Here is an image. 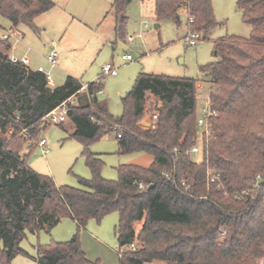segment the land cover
Listing matches in <instances>:
<instances>
[{"label":"trees","instance_id":"trees-1","mask_svg":"<svg viewBox=\"0 0 264 264\" xmlns=\"http://www.w3.org/2000/svg\"><path fill=\"white\" fill-rule=\"evenodd\" d=\"M132 2L114 0L117 38L125 36ZM154 5L157 22L178 25L180 10L187 9L190 30L204 39L218 26L212 0H154ZM54 7L52 0H0V15L15 28L38 32L35 21ZM238 7L251 27L249 37L218 39L216 60L200 68L215 114L204 160L185 154L198 137L201 79L140 73L122 98L121 117L99 106L104 82L98 79L88 84L86 103L69 104L71 137L84 144L92 174L79 187L57 186L30 168L28 159L43 118L78 96L83 85L69 76L63 85L50 86L44 73L14 64L0 51V264L27 255L21 247L27 231L50 232L65 218L76 222V232L67 242L38 245L36 263L101 264L87 258L80 235L90 221L112 213L120 218L119 264H264V0H239ZM0 45L9 49L2 40ZM147 93L161 104L155 129L139 126ZM111 133L121 135L116 137L121 154L143 152L153 157L152 164L122 165L117 181L104 179V163L89 146ZM28 142L30 152L23 154ZM207 163L220 182L208 183Z\"/></svg>","mask_w":264,"mask_h":264},{"label":"rangeland","instance_id":"rangeland-1","mask_svg":"<svg viewBox=\"0 0 264 264\" xmlns=\"http://www.w3.org/2000/svg\"><path fill=\"white\" fill-rule=\"evenodd\" d=\"M52 1L55 7L35 21L38 32L24 25L19 26L21 35L18 36L20 43L16 57H25L27 49H30V67H43L57 86L63 85L67 76L76 78L82 85L101 79L104 91L98 95L99 104L107 106L115 117L123 115L122 98L131 91L140 73L201 79L198 88V117L201 116L202 104L209 99L210 85L202 81L200 68L216 60L215 42L225 36L249 37L251 33V27L242 20L239 0H212L218 26L206 39L202 36L197 46H190L186 42L190 32L188 16L182 14V9L179 14L180 25L171 20L157 22L154 0H133L129 5L124 38H117L114 32V0ZM156 23L159 24L158 28H155ZM11 28V22L0 15V37L6 33L11 34ZM130 36L135 37L133 42L128 41ZM11 40L16 42L15 38ZM53 43L59 54L56 67H52L46 59ZM125 55H130L132 61H124L122 57ZM106 64L115 66L116 76L103 74L102 68ZM72 102V106L85 103L84 92L74 97ZM158 102L154 97H147L140 128L148 129ZM70 126L72 124L69 120L61 125L44 124L38 141H47L48 153L44 154L37 144L31 150L28 165L38 174L52 177L57 186L79 187V180H90L92 174L83 156L84 144L71 137L73 130ZM12 134L13 130H9L4 135L7 143L11 142ZM116 137L115 133H111L89 146V150L99 155L104 163V179L117 181L118 168L122 165L149 167L152 164L153 157L143 152L121 154ZM30 144L28 142L23 148V154L30 152ZM191 158L195 162L203 159L202 154H193ZM119 220V214L112 213L101 222L92 220L88 223L86 232L94 233L101 241V244L87 242L93 260L101 264H116L119 244L115 229ZM136 228L139 230L140 225ZM76 230L71 220L63 219L50 232L43 230L32 234L27 231L21 242L27 255L15 257L12 264H37L35 258L38 245L45 247L67 242ZM152 264L171 263L154 261Z\"/></svg>","mask_w":264,"mask_h":264},{"label":"built area","instance_id":"built-area-1","mask_svg":"<svg viewBox=\"0 0 264 264\" xmlns=\"http://www.w3.org/2000/svg\"><path fill=\"white\" fill-rule=\"evenodd\" d=\"M184 10L188 16V10L187 9H184ZM191 22H192V19H189V17H188V29H189L190 34L186 38V42L190 46H197L200 43V41L202 40V35L198 32L190 30L189 24ZM11 37H12L11 34H6L3 36V40L7 41ZM128 40L130 42H133L135 40V37L130 36L128 38ZM16 41L19 42V39L16 38ZM9 58H10V61L12 63L24 66L26 68H29V65H30L29 56L26 55L25 57L18 59L16 56L10 55ZM58 58H59V54L56 51V48L52 47L51 51L49 52L48 56L46 57L47 62L52 67H56L57 63H58ZM122 58L124 61H132V57L130 55H125ZM37 71L44 73L46 75V79H47L48 84L50 86L53 85V80H52L51 75L46 73L45 69L43 67H39L37 69ZM102 72L105 76H116L117 75V70L113 64L104 65L102 68ZM99 82H101V81H99ZM87 88H88V85H83L82 89L78 93V96L81 95V93H83V92L85 93L87 91ZM103 91H101L99 94L103 93ZM75 97H77V96H75ZM152 97H154V96L152 95ZM73 98L64 102L58 108H56L55 110H53L52 112L47 114L43 118V123L44 124H53V125H61V124L65 123L68 120L69 104L73 103L72 102ZM208 100L203 102V104H202L203 114L201 116H199L197 119L198 137L196 138L195 145L192 148L185 151V154L187 156H190V157H192L193 154H202V157H203L202 161L204 160V157H206L208 155V143H209V140H210L211 135H212V124H211L210 118H211V116L215 115L210 110ZM160 107H161V104H160V102H158L157 109H156L155 113L151 115V122H150V126L148 127V129H155L156 128V125L158 123V115H159L158 109H160ZM24 132H25V130H24ZM117 136L120 138L121 137L120 133ZM37 144L40 148H42V152L44 154L48 153L47 141L45 139H41L40 141L37 142ZM174 152H175V154H178L180 151L178 149H175ZM206 174H207L208 183L220 182V175L218 173H216L210 167V165L208 163H207V173ZM129 247L133 251L136 250L135 244H131V245H129ZM122 249L123 248H121L119 246V252H118L119 255H121Z\"/></svg>","mask_w":264,"mask_h":264},{"label":"crops","instance_id":"crops-1","mask_svg":"<svg viewBox=\"0 0 264 264\" xmlns=\"http://www.w3.org/2000/svg\"><path fill=\"white\" fill-rule=\"evenodd\" d=\"M182 14H185V15H187L186 13H185V10L184 9H182ZM114 18V17H113ZM12 25V24H11ZM114 27H115V22H114ZM18 29H19V27H17V28H15V27H13L12 26V28H11V31H10V33H11V35H12V37L11 38H18L19 39V35H21L20 34V32L18 31ZM6 34H8V33H6ZM6 34H4V35H6ZM13 34H15V35H13ZM3 35V36H4ZM3 36L2 37H0V39L2 40V41H4L5 42V44H7L8 45V47H9V49L8 50H5L4 49V47H2V50H0L1 52H3L5 55H14V56H16L15 54L17 53V51H18V44L20 43V41L19 42H15V43H13L12 42V40H11V38L9 39V40H3ZM129 41V40H128ZM130 42V41H129ZM52 47H55V44L53 43L52 44ZM26 55L27 56H29V58H30V64H31V61H32V59H31V57H30V49H27V52H26ZM39 67H41V66H39ZM38 67V68H39ZM37 68V69H38ZM29 69H31V70H33V71H37V69H33V68H31L30 67V65H29ZM67 77H69V76H67ZM72 77V76H71ZM74 78V77H73ZM67 79V78H66ZM76 79V78H75ZM97 81V80H96ZM53 87H56L57 85H55L54 84V82H53V85H52ZM152 97V94L151 93H147V97ZM86 103V102H85ZM99 106L101 107V108H104V109H106L108 112H109V110H108V108H107V106H102V105H100L99 104ZM110 113V112H109ZM111 114V113H110ZM112 115V114H111ZM115 117V116H114ZM72 124V123H71ZM70 128H72V130H73V125L72 126H70ZM65 219H69V220H71L74 224H75V226H76V222L75 221H73L72 219H70V218H65ZM63 220V219H62ZM61 220V221H62ZM61 221H60V223H61ZM59 223V224H60ZM58 224V225H59ZM76 228H77V226H76ZM87 231V227L86 228H84V229H82V231H81V233L82 232H84L83 234H81V245H82V248H83V250H84V252H85V254H86V256H87V258L89 259V260H91V261H95V260H93L92 258H91V255H90V251H89V247H88V245H87V242L89 241H91V242H93V243H95V244H101L100 242V238L98 237V236H96L94 233H92V232H86ZM72 235H73V233H72ZM116 236V235H115ZM72 237V236H71ZM119 261H120V255H119V253H118V260H117V262H116V264H119Z\"/></svg>","mask_w":264,"mask_h":264},{"label":"water","instance_id":"water-1","mask_svg":"<svg viewBox=\"0 0 264 264\" xmlns=\"http://www.w3.org/2000/svg\"><path fill=\"white\" fill-rule=\"evenodd\" d=\"M159 27V24L158 23H156V25H155V28H158Z\"/></svg>","mask_w":264,"mask_h":264}]
</instances>
